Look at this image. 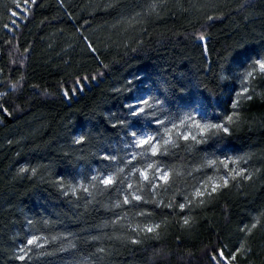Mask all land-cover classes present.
I'll use <instances>...</instances> for the list:
<instances>
[{
    "label": "trees",
    "instance_id": "trees-1",
    "mask_svg": "<svg viewBox=\"0 0 264 264\" xmlns=\"http://www.w3.org/2000/svg\"><path fill=\"white\" fill-rule=\"evenodd\" d=\"M68 2L73 5L70 10L79 23L65 18L61 24L53 19L60 15L56 0H45L44 7L36 10L35 19L26 28L27 21L17 17L15 35L19 39L13 42L19 46L27 41L36 47L28 79L30 84L40 87L34 90L26 86L23 93L26 99L6 97L10 100V112H0V264H11L5 249L14 235L23 237L28 228L26 218L34 221L33 232L49 238L66 234L65 228L78 230L73 213H84L87 194L80 190L71 194L69 189L70 195L66 197L51 186V181L55 175L69 182L83 180L88 187L90 176L105 165L97 159L76 161L61 154V145L70 137L93 136L105 151L124 157L133 150L142 151L134 149L132 133L137 137L163 135L164 129L157 120L164 121L170 130L168 136L176 146L169 147L171 155L160 159L170 166L166 170L174 173L175 187L187 188L189 193L205 182L217 181L222 174L200 158L224 159L249 150L255 152L258 159L264 158V99L259 97L246 106L245 116L250 119H246L235 134L216 136L200 145L182 139L186 133L196 140L204 135L192 128L193 117L201 124L222 123L231 112L243 72L252 59L264 54V40L260 39L264 35V0H255L256 7L246 13L236 12L237 0H216L223 11L209 29L211 40L206 53L184 35L191 27L189 15L179 5L187 7L190 0H168L169 10L161 16L125 24L116 23L118 13L107 6L111 0ZM88 5L94 8L86 10ZM85 18L92 27L84 25L80 32L103 41L100 59L108 63L109 68L93 62L92 67L104 75L98 81L86 83L84 91L67 103L57 96V83L64 76L61 57L76 63L81 61L84 42L75 28L83 24ZM7 22L8 17L0 9V66L15 55L4 43L6 39H13V33L2 27ZM242 37L248 44L235 50L229 58L224 69L227 78L219 82L215 92L208 91L200 81H214L222 56ZM49 44L52 47L49 48ZM118 88L122 91L116 92ZM2 91L6 89L0 88ZM149 98L161 109L158 114L153 116L155 109H152L133 117L131 112L135 108L131 106L138 107L139 101ZM15 104H19L21 110H16ZM121 120L125 122L123 125L113 127ZM10 139L13 143H9ZM137 159L143 161L145 157L138 154ZM49 163L51 167H47ZM23 164H28L29 168L42 166L38 167L35 177L31 171L17 177L18 168ZM125 179L134 185L137 183L135 176L129 179L127 173ZM140 185V191L144 192L143 183ZM170 196V192H162L155 198L167 200ZM261 203H264V181L251 189L234 188L211 211L204 213L208 224L193 235L189 243L206 240L211 222L223 224L225 213L231 215L235 224ZM169 243L175 247L174 241ZM158 244L150 241L140 250H121L112 257V264H154L151 245Z\"/></svg>",
    "mask_w": 264,
    "mask_h": 264
},
{
    "label": "snow or ice",
    "instance_id": "snow-or-ice-1",
    "mask_svg": "<svg viewBox=\"0 0 264 264\" xmlns=\"http://www.w3.org/2000/svg\"><path fill=\"white\" fill-rule=\"evenodd\" d=\"M44 5L45 0H0V9L8 17V22L3 23L2 27L13 33V39H6L4 43L15 51L8 63L0 66V88L6 89L0 92V112H10V100L6 97L16 96L20 99L26 86L30 85L34 90L40 87L30 84L28 79L31 75L30 61L36 47L27 41L17 46L13 41L19 39L15 35L17 17L27 21L24 25L26 28L35 19L36 10ZM107 6L118 13L117 24L133 20L142 23L169 10L168 0H111ZM179 6L189 15L191 31L186 30L185 37L206 53L211 40L209 29L220 19L223 8L216 0H190L187 7L183 4ZM255 7V0H237L235 10L246 13ZM56 8L60 15L53 19L59 23L63 24L65 18L79 23L74 11L70 10L73 5L68 0H56ZM92 8L94 5L86 6V10ZM84 25L92 27L85 18L83 24L75 28L84 42L81 61L76 63L61 57L64 61V76L57 83V96L67 103H71L78 93L84 91L86 83L98 81L104 75L92 67L93 62L105 69L109 68V64L100 59L103 55V41L84 36L80 32ZM111 26L115 28L116 24ZM260 39L264 40V35ZM68 44L69 47L72 46L71 42ZM246 44V38L242 37L227 51V55L222 56L219 74L214 73V81L201 80L200 84L208 91L215 92L219 82L227 78L224 69L229 58L235 50ZM48 47L52 45L49 44ZM115 91L120 92L122 89ZM36 94L40 95V92L37 91ZM258 97L264 99V54H259L247 65L239 91L232 102L231 112L224 117L223 122L201 124L193 117V127L204 135L196 140L189 133L183 135L182 139L195 141L200 145L216 136L235 134L245 125L246 119H250L245 116L248 110L246 106L254 103ZM14 107L21 110L19 104ZM131 107L135 108L131 112L133 117L152 109H155L152 115L156 116L161 110L151 98L139 101L138 107ZM124 123L122 120L117 121L113 127ZM157 123L164 129V134L137 137L132 133L135 137L134 149L142 151L133 150L124 157L105 151L101 142L90 135L70 137L63 143L60 151L65 157L84 162L97 159L105 165L103 169L97 168L95 174L90 176L88 187H85L83 180L69 182L55 175L51 181V186L66 197L70 195L69 189L71 194H75L77 190L87 194L84 196V213H73L79 225L78 230L65 228L66 234L49 238L33 232L31 228L34 221L26 218L28 228L23 237L14 235L12 243L5 249L11 264H112V257L121 250H140L149 245L150 241L159 242L158 245H151L154 264H264V203L251 208L235 224L231 215L225 213L223 224L211 222L206 240H200L199 244L189 243L190 238L208 224L204 213L211 211L234 188L243 186L244 189H251L264 181V158L258 159L251 150L224 159L200 158L222 174L216 182H205L189 193L187 188L175 187V181L172 180L174 173L166 170L170 166L160 159L161 156L171 155L169 147L176 145L168 136L170 130L165 122L157 120ZM9 143L13 141L10 139ZM138 154L145 159L138 160ZM39 166L29 168L28 164L20 165L16 176L20 177L31 171L35 177ZM47 167H51V163ZM199 170L198 168L197 171ZM125 173L129 179L135 176L137 183L134 185L128 182ZM141 181L144 192L140 191ZM162 192H170V198L156 199L157 194ZM58 240L59 243H56ZM170 240L175 242L174 248L169 243Z\"/></svg>",
    "mask_w": 264,
    "mask_h": 264
},
{
    "label": "rangeland",
    "instance_id": "rangeland-1",
    "mask_svg": "<svg viewBox=\"0 0 264 264\" xmlns=\"http://www.w3.org/2000/svg\"><path fill=\"white\" fill-rule=\"evenodd\" d=\"M239 88H240V87H239ZM192 125H193V124H192ZM192 128H194V127H192ZM188 132H189V131H188ZM186 134H188V133H186ZM141 182H142V181H141ZM212 182H216V181H212ZM212 182H211V183H212ZM142 183H143V182H142Z\"/></svg>",
    "mask_w": 264,
    "mask_h": 264
}]
</instances>
